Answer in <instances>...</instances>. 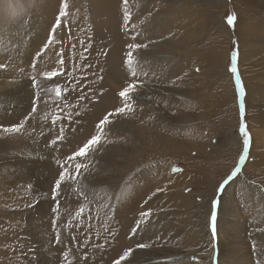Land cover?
Masks as SVG:
<instances>
[{"label":"rangeland","instance_id":"rangeland-1","mask_svg":"<svg viewBox=\"0 0 264 264\" xmlns=\"http://www.w3.org/2000/svg\"><path fill=\"white\" fill-rule=\"evenodd\" d=\"M179 1L183 13L175 16L161 0H0V74L23 66V80L36 87L23 104L25 87L0 77V148L37 122L53 130L51 142L43 140L48 127L37 130L39 149L24 155L22 174L7 181L0 171V264H88L93 256L73 254L70 246L73 238L84 246L89 214L98 212L109 242L124 228L110 213L136 200L151 223L145 231L138 216L131 227L137 264H197L201 256L212 264H264V0ZM8 26L25 37L24 56L7 52ZM54 40L59 60L46 67L43 55ZM217 55L224 57V73H215ZM139 57L151 73L136 72ZM223 79L229 95L219 93ZM129 85L134 92L121 97ZM14 90L18 113L6 109ZM106 117L96 151L76 155L95 133L84 138L82 130ZM242 129L249 133L246 154ZM15 158L16 152L0 150V162L11 168ZM202 213L205 223L194 239L192 219ZM143 248L152 255L141 257Z\"/></svg>","mask_w":264,"mask_h":264},{"label":"bare ground","instance_id":"bare-ground-1","mask_svg":"<svg viewBox=\"0 0 264 264\" xmlns=\"http://www.w3.org/2000/svg\"><path fill=\"white\" fill-rule=\"evenodd\" d=\"M162 2H164L162 4V6L160 5V7H162V9L167 12L168 11V8H169V3L172 4V10H173V14L175 16L177 15H180L183 13V9L181 8V4H182V1H179V0H173L172 2H170V0H168V2H165V0H161ZM214 1V0H213ZM248 1V0H247ZM245 4L247 5V2L245 0ZM260 4V3H259ZM186 6H189L187 3H185ZM159 9H157L158 11ZM156 10H155V13H158ZM241 11V10H240ZM243 13V12H242ZM244 15V13H243ZM189 17L192 18V13L190 11L189 13ZM241 17V16H240ZM245 20V18H244ZM121 23V22H120ZM148 22H146L147 24ZM240 24H242V22H239ZM244 25H245V21H244ZM224 31V30H223ZM176 32V31H174ZM226 32V31H224ZM3 34H4V38L6 39V37L10 38V39H7V43L8 45L10 46L9 50L7 51L8 53L9 52H12L11 55H14L16 54L17 56H24L27 52L26 50V44L27 42L25 43L24 42V39L25 37L22 36V33L20 31H14L13 28L11 29L10 26H8L6 28V30L3 31ZM7 34L9 36H7ZM174 35V34H173ZM131 37V36H130ZM193 37V36H192ZM27 39V38H26ZM153 44V43H152ZM155 44V43H154ZM7 45V46H8ZM54 48H58V45L56 44L55 40H54V43L51 45L49 51L46 53V55H43L45 57V60L43 61V63L47 66H51V67H55L56 66V60L58 58L59 60V57L58 55L55 54L54 52ZM147 49V48H146ZM148 50V49H147ZM153 50V48L151 49ZM251 51V50H250ZM151 52V51H150ZM241 53L245 58H249L247 57V52L244 50V48L241 50ZM149 54V53H148ZM146 55V54H145ZM220 55H217L215 56V60H213V66H214V70H215V73H218L219 70L220 72H223L224 73V57L223 59L221 60H218L221 58V56L219 57ZM152 59V58H150ZM158 59L160 60V57H158ZM162 60V59H161ZM137 61L139 62L138 65L134 64V66L136 67V72L137 73H140L142 72L143 70V58L142 57H139L137 59ZM155 61V60H154ZM244 61V60H243ZM160 62V61H159ZM150 63V62H149ZM154 64V62H153ZM158 64V63H157ZM217 64H220V66H217ZM150 65V64H149ZM165 65V64H164ZM130 66V65H129ZM133 66V65H132ZM148 67V64L146 65ZM218 67V68H217ZM37 68V67H36ZM152 68V67H151ZM162 68V67H160ZM217 68V70H216ZM145 72H148L146 70H143ZM185 72V70H183ZM28 70L26 71L25 68L23 66H16L14 68H5L4 71L0 74V77L2 78H7L8 82L10 83V85H23L25 87V90H24V94H21V102L20 103H23V104H26V102L28 101L30 95L32 92H35L36 91V87H33L32 89L29 88V85H30V82L28 81H25L23 80V76L25 74H27ZM150 72V71H149ZM149 72L147 74H149ZM151 73V72H150ZM165 73V72H164ZM162 73V75L164 74ZM186 73V72H185ZM159 74V73H158ZM106 75V74H105ZM185 75V74H184ZM107 76V75H106ZM112 76V75H111ZM105 77V76H104ZM163 77V76H162ZM110 79V78H109ZM135 80V79H134ZM225 81H227V79H223ZM3 82V79H0V86ZM112 82V81H111ZM138 82V81H137ZM86 84V83H85ZM97 86V85H96ZM51 88V87H50ZM155 88V87H154ZM229 91L232 92V88L230 86V83L227 81L226 83H224L222 86H220V90H219V93H224L226 92L227 95H229ZM254 91V90H253ZM60 92V91H59ZM56 95H57V90L55 91ZM96 94L100 97L101 95V92H98L96 91ZM225 95V94H224ZM17 96V91L15 92L14 90V93L12 94H7L6 95V109H8V107H11L12 109H14L17 113L20 111L19 107H17L15 105V98ZM58 96V95H57ZM119 97V96H118ZM117 97V98H118ZM86 98V97H85ZM226 98V96H225ZM227 103V102H225ZM134 106L136 109H139L140 108V105L138 102H133ZM98 105V104H96ZM99 106V105H98ZM89 107V106H88ZM92 107V106H91ZM133 107V106H132ZM134 108V107H133ZM97 110V109H96ZM133 111V110H132ZM94 113V112H93ZM95 115V114H94ZM96 116V115H95ZM252 116V115H251ZM98 117V115L96 116ZM264 118V117H263ZM262 118V119H263ZM74 120V119H73ZM75 121V120H74ZM92 121V120H91ZM90 121V122H91ZM96 124L95 125H88L87 128L83 129V135L82 137H84L85 135L87 136V134H89V136H91V133H93V131H95V133H93V137L94 136H98L99 134L102 135L103 131L104 130H100L102 128L101 126V119H97V121H95ZM139 122V121H138ZM258 124V122H257ZM79 125V124H78ZM85 126V125H84ZM49 129V132L47 134H45V136L43 137V140L45 141H49L51 142V135L53 133V130L51 129L50 130V125H47L46 123L44 122H37L34 124L33 127H30V128H27L25 129V131H21L19 135H17L16 137L8 140L1 148L0 150H5V151H14L17 153V158H15L13 160V167L11 168L10 165L7 164L6 160H2L0 163H1V167H0V171L3 173L4 175V179L5 180H10L11 179V174H14V175H19V174H22L24 171L21 170V167H22V164L24 163V155L32 150H36V149H39V139L37 138V130H42V129H45L47 128ZM144 127V126H143ZM79 128H80V125H79ZM93 131H92V130ZM261 134V132H259ZM78 136V135H76ZM91 136V138H93ZM255 136V135H254ZM234 137V136H233ZM85 138V137H84ZM89 138V137H87ZM103 138V137H102ZM76 139V138H75ZM105 140V139H104ZM262 140V139H261ZM69 143H66L65 144V149H67L68 152H70V146H68L71 142L75 141L74 139H69L68 140ZM79 141V140H78ZM106 141V140H105ZM235 143L239 144L237 141H234ZM82 143L81 145H83L84 143L86 142H80ZM255 144V143H254ZM77 145V144H76ZM79 145V144H78ZM80 148V147H79ZM102 148V147H101ZM155 148V147H154ZM194 148V147H193ZM97 147H96V144L91 146L89 148V150L94 153L96 151ZM233 149H238V145H236L235 148ZM168 150V149H166ZM165 150V151H166ZM251 155V154H250ZM46 159L48 161H50L52 159V155L51 153L47 154L46 155ZM186 160V159H185ZM38 158H34L32 160V163L33 164H37L38 163ZM209 161V160H208ZM187 162V161H186ZM193 170V169H192ZM243 174V173H242ZM88 175V174H87ZM168 175V174H167ZM165 175V177H169ZM86 178V175H83V180ZM200 181H201V178H199ZM82 180V179H81ZM203 180V179H202ZM242 180V179H241ZM240 180V181H241ZM169 181V180H168ZM238 181V180H237ZM170 182V181H169ZM186 183V181H185ZM189 183V182H188ZM187 184V183H186ZM245 184V183H244ZM242 184V186L244 185ZM167 185V184H166ZM189 185V184H188ZM247 186V185H246ZM244 188V187H243ZM253 188V187H252ZM188 189V188H187ZM247 189H251L250 187L247 188ZM255 189V188H254ZM253 189V190H254ZM190 190V189H188ZM182 191V189H181ZM177 192V191H175ZM178 192H180L178 190ZM256 192V191H255ZM188 194V193H187ZM195 194V193H194ZM190 195V194H189ZM192 195V194H191ZM178 196V199L182 202H187L190 200V196H186V195H177ZM189 197V199H188ZM262 197V196H261ZM177 199V200H178ZM176 200V201H177ZM211 200V199H210ZM191 201V200H190ZM137 200L134 202V201H130V202H122L121 203V209H117L113 212L110 213L113 214V216H118L117 219H118V222H122L121 225L123 224L124 225V228L121 230L120 227L117 228V230H115V232L117 233L118 232V237L115 236L116 238H112L111 241L109 242H106L105 240H103V229L101 227H103L102 224H99L96 220H95V216L98 212H92L89 214L88 216V219L90 221V227L88 226L89 228V231L88 232H85L88 236L87 240L83 241V244L84 246H82V244L80 242H75L73 241V235L75 232L73 231L72 234H71V238L72 239V243H71V246H70V252L73 253V254H78L80 252H88L90 253L92 256H93V260H91L88 264H114V261L116 259H118L121 255H123V253L125 251H128L129 249H133V245H135V241H134V238L131 239V235H132V230H131V227L133 226V224L136 222L135 219L139 216V220L142 221L143 225H144V230L147 231L149 229V225H151V223H148L146 219H143L139 213H141L140 211V208L138 207L136 209V207L138 206V203L136 204ZM190 203V202H189ZM86 204V203H85ZM178 204V203H177ZM197 204V203H196ZM175 205V204H173ZM226 205V204H224ZM263 206V204H261ZM76 206V205H75ZM181 206V205H180ZM52 207V206H51ZM185 207V206H184ZM187 207V206H186ZM230 207V206H229ZM232 207V206H231ZM228 209L231 210V214L232 212H235L234 211L235 209ZM234 207V206H233ZM131 208H134L135 210H132ZM179 208V207H178ZM181 208V207H180ZM224 208V207H223ZM131 209V210H130ZM174 209V208H173ZM182 209V208H181ZM79 210V209H78ZM82 210V209H81ZM105 210V209H104ZM239 210V209H238ZM237 210V211H238ZM154 211V210H153ZM226 213V212H225ZM135 214H138V215H135ZM152 214V213H151ZM197 214V213H196ZM199 214V213H198ZM52 215V213H51ZM135 215V216H133ZM165 215V214H164ZM188 215V214H187ZM233 215V214H232ZM197 216V215H196ZM209 216V215H208ZM225 216V215H224ZM228 217V216H227ZM238 217V216H236ZM132 218V220H131ZM205 213H202L200 215V217H194L192 219V224L193 225H196L197 227L193 228L192 229V232H193V238L196 239L198 237H200V232H201V228L202 227V224L205 223ZM231 218L228 217V220H230ZM40 221V220H39ZM158 221V220H157ZM172 222V221H171ZM231 222V221H230ZM35 224L37 225L38 224V220H37V223H36V220H35ZM158 224V223H157ZM139 228V227H138ZM77 229H80V228H77ZM108 229V228H106ZM105 229V230H106ZM111 229V228H110ZM174 229H176L174 227ZM173 229V230H174ZM37 230V229H36ZM51 230V229H50ZM113 230V229H112ZM233 231V230H232ZM235 231H236V228H235ZM39 232V231H38ZM53 232V231H52ZM82 232V231H81ZM105 232V231H104ZM143 232V231H142ZM182 232V231H181ZM239 232V231H238ZM237 232V233H238ZM49 233V231H48ZM241 233V232H239ZM50 234V233H49ZM113 234V233H112ZM232 234V233H231ZM76 235H79V234H76ZM117 235V234H116ZM111 236V235H110ZM191 236V234H190ZM78 237V236H77ZM112 237V236H111ZM35 238V237H34ZM258 238V237H257ZM40 239V237H39ZM46 239V238H45ZM85 239V238H84ZM109 240V239H108ZM54 242V241H53ZM132 242V243H131ZM153 242V241H152ZM174 242V241H173ZM193 242V241H192ZM194 244V243H193ZM228 244H231V243H228ZM132 245V246H131ZM195 245V244H194ZM206 245V243L204 244ZM236 245V243H235ZM158 246V245H157ZM164 246V245H163ZM201 246V245H200ZM228 246V245H227ZM56 245L53 246L50 251H53L55 249ZM165 247V246H164ZM230 247V246H229ZM43 248V247H42ZM129 248V249H128ZM232 248V247H230ZM48 249V248H47ZM158 249V248H157ZM233 249V248H232ZM39 250V249H38ZM159 250V249H158ZM43 251L45 252L46 249H43ZM42 251V252H43ZM48 251V250H47ZM148 251H151L149 250L148 248H143L142 250H140V256L141 257H146L147 254L149 253ZM229 251V250H228ZM227 251V252H228ZM43 252V253H44ZM135 252V251H134ZM152 252V251H151ZM182 252V251H181ZM232 252V251H231ZM237 252V251H236ZM49 253V252H48ZM138 253V251H137ZM229 253V252H228ZM227 253V254H228ZM150 256L152 255V253H149ZM155 254V253H153ZM179 254V253H178ZM225 254V253H224ZM235 254V252L233 253ZM236 255V254H235ZM239 255V254H238ZM51 256V255H50ZM104 256H106L104 258ZM237 256V255H236ZM222 257V256H221ZM240 257V256H239ZM42 258V257H40ZM46 258V257H45ZM176 260L180 259L179 256L176 255ZM228 258V257H227ZM234 258V257H233ZM142 259V258H141ZM151 259H157L156 256L154 255V258H151ZM239 259V258H238ZM140 260L139 257H137V255L133 252L130 253V255L123 261H121V264H127L129 261H134L132 264H137L136 262ZM222 260V259H221ZM43 261V260H42ZM233 261V259H232ZM39 262V261H38ZM37 262V263H38ZM154 262H151V260L147 261L146 264H153ZM234 263V262H233ZM32 264V263H31ZM36 264V263H35ZM39 264V263H38ZM196 264V263H195ZM197 264H212V260L209 259V256L208 257H203L201 256L200 257V260H199V263Z\"/></svg>","mask_w":264,"mask_h":264},{"label":"snow or ice","instance_id":"snow-or-ice-1","mask_svg":"<svg viewBox=\"0 0 264 264\" xmlns=\"http://www.w3.org/2000/svg\"><path fill=\"white\" fill-rule=\"evenodd\" d=\"M127 2V0H125V3ZM235 19H236V17H235V15L233 14L232 16H230L229 18H228V23L229 24H234V22H235ZM146 47V45H136V47L137 48H139V47ZM129 47H132V45H129ZM129 55H131V54H129ZM233 71H236V66H235V64L233 65ZM51 76H53V77H56V79H58V76H57V74H50ZM134 75V74H133ZM239 79V78H238ZM134 90H135V87H134V85H129L127 88H125L121 93H120V96L121 97H127V96H129L132 92H134ZM241 91L243 92V89H241ZM57 95L59 96L60 95V92H59V89H57ZM126 109L125 108H121V109H118L117 111L118 112H123V111H125ZM108 122V120H107V117L104 119V120H102L101 121V124L103 125V124H105V123H107ZM242 131L244 132V141H243V143H244V153L246 154L247 153V151H248V148H247V145H248V143H249V133L245 130V129H242ZM99 140H100V137L99 136H94L91 140H89L85 145H84V147L83 148H81L80 150H79V152L78 153H76V155H78V156H84L85 154H86V152H87V150L91 147V146H93V145H95V144H97L98 142H99ZM73 157H69V159H72ZM240 162L241 163H243L244 161H245V159H246V156L245 155H241L240 156ZM79 168H80V166L79 165H77V173H78V171H79ZM237 171V174H238V172H239V169H237L236 170ZM64 174L63 173H61L60 174V179L59 180H57V181H55V186H56V188H59L60 187V181H62V180H64ZM73 178H75V177H73ZM231 179V176L228 178V180H230ZM228 180H225V183H227L228 182ZM215 219V216H213V220ZM138 247H145V245H138ZM131 249H129L128 251H125L124 253H123V255H121L118 259H116L115 261H114V264H121V261H123V260H125L129 255H130V253H131Z\"/></svg>","mask_w":264,"mask_h":264}]
</instances>
